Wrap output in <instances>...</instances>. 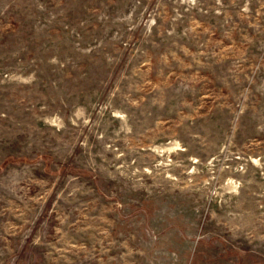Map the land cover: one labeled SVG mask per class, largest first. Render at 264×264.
<instances>
[{"label":"rangeland","instance_id":"374dc122","mask_svg":"<svg viewBox=\"0 0 264 264\" xmlns=\"http://www.w3.org/2000/svg\"><path fill=\"white\" fill-rule=\"evenodd\" d=\"M0 264H264V0H0Z\"/></svg>","mask_w":264,"mask_h":264}]
</instances>
